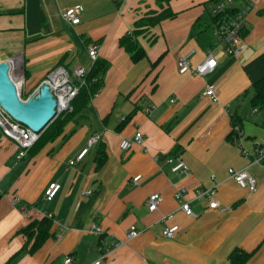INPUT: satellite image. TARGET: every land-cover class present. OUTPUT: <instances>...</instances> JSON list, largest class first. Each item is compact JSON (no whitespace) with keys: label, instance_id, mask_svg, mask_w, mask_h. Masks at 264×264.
<instances>
[{"label":"crops","instance_id":"1","mask_svg":"<svg viewBox=\"0 0 264 264\" xmlns=\"http://www.w3.org/2000/svg\"><path fill=\"white\" fill-rule=\"evenodd\" d=\"M205 1L169 0L175 17L138 36L145 55L133 62L119 38L157 0H0V56H22L23 92L55 66L90 69L91 43H98L97 59L106 63L97 75L98 90L62 132L21 160L14 159L16 145L0 130V264H89L96 258L100 264H233L235 249L251 252L244 264H264V164L250 162L254 143L264 146V110L250 104L252 82L264 75V0H236L238 7L248 6L240 31L246 45L238 57L220 53L213 39L198 34L200 23L209 22ZM76 5L82 7L80 21L71 25L60 11ZM191 48L192 64L208 48L217 51L212 72L178 73L179 56ZM207 85L214 86L216 103L202 94ZM147 105H153L149 112ZM235 125L241 144L234 139ZM136 128L143 145L120 149V140ZM93 133L100 135L98 143L71 165ZM100 147L106 157L96 167ZM167 155L179 156L188 172L171 171ZM229 167L246 168L256 178L255 190L239 186ZM50 182L60 186L45 200ZM183 186L194 216L179 210L173 197ZM212 186L222 211L194 198L197 188ZM154 192L161 200L149 211L146 200ZM168 212L173 216L166 224L178 226L172 238L162 236L159 221ZM48 215L51 234L31 254V241L25 245L20 230ZM130 225L140 233L126 240Z\"/></svg>","mask_w":264,"mask_h":264},{"label":"built area","instance_id":"2","mask_svg":"<svg viewBox=\"0 0 264 264\" xmlns=\"http://www.w3.org/2000/svg\"><path fill=\"white\" fill-rule=\"evenodd\" d=\"M208 10L212 14H220L225 12L227 9L235 8L232 14H227V17L219 20L212 25V36L214 43L218 46V50L225 54L233 55L238 57L241 55L243 49L245 48V41L240 35V31L246 26V9L248 6L237 7L236 0H219L215 3H210L207 5ZM82 12V7L80 5L71 6L64 8L60 11L61 18L68 24H77L80 21V16ZM98 43H91L87 48V54L91 62L93 63L98 57ZM194 54V49L191 48L184 52L178 58V73L179 74H191L196 76H204L213 71L217 62V51L214 48H208L206 50L205 57L198 63L192 64L191 58ZM7 62L9 64V76L16 86L18 97L25 101L26 98L38 92L41 84H47L49 89L56 100V113L55 116L60 114L65 115L72 111V101L78 94L79 89L82 85H85L86 75L89 69L84 66H75L73 68H67L63 65H58L51 68L45 75V77L36 85V87L26 96H23V69H22V56L20 54H15L11 57H7ZM95 80V78L93 79ZM204 96H208L209 99L216 103L218 101L217 94L213 85H207L202 92ZM173 99H170L172 101ZM153 105H147L145 107V112H149ZM0 130L1 132L12 140L16 145V154L14 159L16 161L21 160L28 154V150L33 146V144L38 139L40 132L34 131L33 129L25 126L24 124L13 119L9 113H7L0 106ZM235 134L234 139L241 144V128L239 125L234 126ZM100 135L98 133L91 134L85 143V146L81 148L76 157L69 161L72 165L75 162L80 161L83 156L98 143ZM143 134L139 128H136L133 134L129 137H124L119 142V147L122 150H128L134 145H143ZM255 153L251 157V163L264 164V146L254 143ZM245 155H249L246 149H242ZM166 164L173 172H178L180 174H186L188 172V165L177 155H167L165 157ZM227 172L239 186L247 188L249 191L255 190L257 186L256 178L246 169L239 168L234 169L232 167L227 168ZM140 175H136L132 178L133 182L136 183ZM59 184L56 182H50L44 191V199L51 200L58 188ZM186 188L178 187L173 193L174 199L178 202V209L181 210L185 215L194 216L193 208L191 207L190 201L185 198ZM90 190H86L82 193H89ZM216 189L214 186L208 188H197L194 191V198H203L207 202V207L215 210L222 211L224 206L215 197ZM161 200V196L157 193H151L147 200L146 205L149 211H154L157 209L158 203ZM50 216V215H48ZM173 213L168 212L162 214L159 221L164 223L162 228V236L166 238L174 237L175 232L178 229L176 224L167 225L166 222L172 218ZM92 231L96 234H101L102 230L97 224L91 225ZM140 230L135 225H130L125 232L126 240L133 239L137 237ZM123 243L119 241L115 246ZM101 250V246H98ZM70 257H65L64 262H69ZM101 259L96 258L89 264H100ZM157 264V263H153Z\"/></svg>","mask_w":264,"mask_h":264},{"label":"trees","instance_id":"3","mask_svg":"<svg viewBox=\"0 0 264 264\" xmlns=\"http://www.w3.org/2000/svg\"><path fill=\"white\" fill-rule=\"evenodd\" d=\"M219 0H206L204 2L205 9L209 15L208 26L212 25L219 20H222L227 17V14H232L235 11V8L227 9L225 12L220 14H212L207 5L210 3H215ZM169 0H157L156 8L148 9L144 14L134 21L133 29L129 32H126L119 38V45L122 46L130 55V58L133 62L137 61L145 55V50L138 41V36L143 33H147L149 29L156 24H158L163 19L173 18L176 15L172 9H170ZM238 7V6H237ZM243 35V34H242ZM106 63L104 61L96 59L93 65L87 72L85 78V85H82L79 89L78 94L72 101V111L65 115H58L53 120H51L45 128L40 132V135L33 146L28 150V153L39 148L47 141L54 139L58 136L64 127L65 122L69 116L77 111L79 107L85 105L91 96L99 88L98 73L104 70ZM95 78V80H93ZM252 94L250 96V104L253 108H258L264 110V75L259 79L252 82L251 85ZM31 91H24L23 96L26 97ZM126 120V117L122 121ZM236 117L232 118L233 124L236 122ZM106 157V153L102 147L97 151L95 157L96 167L100 166ZM52 226V218L49 216H43L40 219H35L26 224L21 228V232L26 236L25 245L30 243L28 251L29 253H34L50 236ZM251 252L243 251L240 249L233 250L229 259L233 264H244L249 257ZM15 257V256H14Z\"/></svg>","mask_w":264,"mask_h":264},{"label":"water","instance_id":"4","mask_svg":"<svg viewBox=\"0 0 264 264\" xmlns=\"http://www.w3.org/2000/svg\"><path fill=\"white\" fill-rule=\"evenodd\" d=\"M0 106L13 119L37 132L43 130L56 113V100L45 83L25 101L18 97L16 86L9 76L7 57L4 55L0 56Z\"/></svg>","mask_w":264,"mask_h":264},{"label":"rangeland","instance_id":"5","mask_svg":"<svg viewBox=\"0 0 264 264\" xmlns=\"http://www.w3.org/2000/svg\"><path fill=\"white\" fill-rule=\"evenodd\" d=\"M200 33H198V30H195V33L198 34H203V36L207 37L210 41H212L213 36H212V28L208 26V21H203L200 23ZM242 98H244V96H242Z\"/></svg>","mask_w":264,"mask_h":264}]
</instances>
